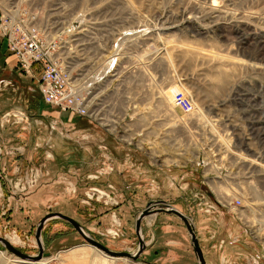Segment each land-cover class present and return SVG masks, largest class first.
Masks as SVG:
<instances>
[{
    "label": "rangeland",
    "instance_id": "obj_1",
    "mask_svg": "<svg viewBox=\"0 0 264 264\" xmlns=\"http://www.w3.org/2000/svg\"><path fill=\"white\" fill-rule=\"evenodd\" d=\"M10 2L40 12L45 32L51 35L65 29L70 37L64 55L75 63L93 62L95 69L105 65V71L113 63L120 67L133 59L137 65L132 78L110 87L115 92L102 98L104 119L121 116L115 120L116 131L121 135L123 128L128 130L123 137L129 142H121L115 131L108 133L112 125L100 127L44 104L37 87L38 69L19 71L0 39V237L26 255H37V225L45 215L58 212L78 222L107 249L134 253L136 217L151 201H164L191 219L206 264H262L264 199L238 197L237 215L226 211L235 202L228 187L235 193L245 187L212 178L203 183L191 170L198 152L206 151H200L206 149L204 144L197 151L193 148L194 132L203 123L199 125L194 113L176 108L173 97L181 93L219 121L226 120L224 113L229 112L230 134L225 138L253 132L252 140L259 137L264 148V124H254L250 131L249 119L242 115L254 97L264 114V0ZM83 15L97 17L91 22L98 25L84 37L81 28L76 34L79 29L73 24ZM193 22L202 30L191 27ZM116 30L133 36L113 37ZM110 51L115 57L109 58ZM174 139L179 158L171 155L173 150H164L163 143L168 147ZM139 142H153L152 148L148 143L140 151L134 147ZM212 200L220 212L213 219V213H206ZM257 203L261 212H256ZM259 226L262 230L254 236L252 229ZM187 235L174 215L159 212L145 217L141 222L145 251L134 262L102 256L68 223L51 219L41 232L42 260L44 264H198ZM0 263L25 264L2 244Z\"/></svg>",
    "mask_w": 264,
    "mask_h": 264
},
{
    "label": "built area",
    "instance_id": "obj_2",
    "mask_svg": "<svg viewBox=\"0 0 264 264\" xmlns=\"http://www.w3.org/2000/svg\"><path fill=\"white\" fill-rule=\"evenodd\" d=\"M10 1L0 0V39L4 42L10 57L15 59V65L19 71L28 73L38 69V91L43 103L48 105V107L51 106L62 112H67L71 116L91 120L89 118L92 117L90 111H94L95 106L88 108V104L93 94L89 95L87 91L82 90V87L90 83L93 88L91 90L96 91V93L106 94L114 91L110 87L122 86L126 76H129V78L134 76L137 65L135 59L120 67L114 66L115 64L113 63L107 71H104L105 66H97L95 69L93 62V64L75 63L70 57L64 55L69 52L70 37L64 34L65 29L53 35L45 32L43 18L39 15L40 12H29L31 11L30 9H19ZM47 11L43 10L41 13L45 14ZM91 19L96 20L97 17L91 18L83 15L77 18L73 22V24H76V28L79 29L76 34L79 33L80 28L81 36L84 37L91 34L89 29L98 26L97 24L93 25ZM69 28L67 27L66 29ZM128 33L132 34V32L125 33V31L116 30L112 35L114 37L116 34L118 37L126 38ZM139 42L141 43L142 41L140 40ZM109 56V58L114 56L112 51H110ZM95 70H98V73ZM85 82L86 84H84ZM106 96L103 97L101 95L100 106L102 105V98H106ZM242 99L239 100L241 103L243 102ZM257 99V97H254L248 100V102L253 101L254 104L245 105V109L242 112V115H246L245 117L249 119L247 123L250 131L252 130V125L264 124V121H262V115L264 114L261 115V112H263L261 110L262 106L258 105ZM173 102L175 107L185 114L194 112V106L190 98L183 96L181 93L173 97ZM102 109H104L103 106ZM102 115L103 113L100 112L98 118H96L99 123L102 122L99 119L103 118ZM224 115L226 120L219 121L217 116L203 113V125L196 128L194 137L197 142L199 139L200 144H204L206 147V149H200V151H206L198 152L195 170L192 171L198 172L199 178L203 183L212 178L213 180L219 179V181L226 184L241 183L244 185L245 189H242L239 193H235L232 187H228L234 193L235 202L232 207L228 205L227 207L230 210L226 211H231L232 215L234 213L236 216L237 214L234 211L240 206L238 197L255 198L254 200L264 199V148L262 147V141H259V137L257 140H252L253 132H242L241 137L233 133L228 139L225 138L230 134L226 130L229 127V112H225ZM115 132L117 131L115 130ZM225 134L228 135L225 136ZM218 136L223 139L222 142ZM141 146V149L138 146L136 147L140 151H143L144 147L147 148V145L143 144ZM216 148L218 149L216 150ZM210 151H213V153L209 154ZM259 206L261 204L257 206L256 212L262 211ZM206 211L208 214H214L212 219L219 214L218 204L215 200H212ZM260 259L264 260V257H259Z\"/></svg>",
    "mask_w": 264,
    "mask_h": 264
},
{
    "label": "water",
    "instance_id": "obj_3",
    "mask_svg": "<svg viewBox=\"0 0 264 264\" xmlns=\"http://www.w3.org/2000/svg\"><path fill=\"white\" fill-rule=\"evenodd\" d=\"M164 212L169 215H174L177 218L181 220V222L184 224L186 228V232L188 233L187 236H189L190 246L193 250V253L195 257L197 258L198 264H206L202 250L199 246V242L196 237V233L194 230V226L192 224V221L189 217L183 215L179 211H177L175 208H173L171 205L164 201H151L146 206V209L141 211L138 216L135 219V234L137 235L136 238H138V248L134 251V253H128V252H115L110 249H107L103 244L100 242L94 240L86 231L83 229V227L76 222L71 217H68L67 215H63L58 212L49 213L45 215L37 225L36 231H35V240L37 241L38 245V253L35 256L26 255L17 249H15L13 246H11L5 239L0 237V244L12 255L15 257L20 258L21 260L28 261V262H38L42 259L43 254V246L41 242V232L43 229L44 224L51 219H60L66 223H68L84 240L88 245L92 246L96 250L102 252L104 255L113 257V258H126L131 261H136L139 256L145 251V244L144 240L141 236V222L143 218L147 217L150 214H157V213Z\"/></svg>",
    "mask_w": 264,
    "mask_h": 264
},
{
    "label": "bare ground",
    "instance_id": "obj_4",
    "mask_svg": "<svg viewBox=\"0 0 264 264\" xmlns=\"http://www.w3.org/2000/svg\"><path fill=\"white\" fill-rule=\"evenodd\" d=\"M19 5V4H18ZM19 6H21V5H19ZM22 8V7H21ZM214 12V11H213ZM245 15V14H244ZM244 18V17H243ZM44 21V20H43ZM46 25V24H45ZM190 25H191V27L193 26L196 30H198V31H200V30H202V28L199 26V25H197L196 23H190ZM71 26V25H70ZM50 28H52V27H50ZM46 29H48V27H46ZM60 29V28H59ZM65 31V30H64ZM67 32V31H66ZM53 33V32H52ZM54 34V33H53ZM122 34H124V33H122ZM131 37V36H130ZM126 40V39H125ZM129 40V39H128ZM123 42V41H122ZM71 46V45H70ZM263 46V45H262ZM261 46V47H262ZM100 49V48H99ZM73 50V49H72ZM88 50V49H87ZM89 52V51H88ZM101 53V52H100ZM101 59V58H100ZM99 60V59H98ZM96 64V63H95ZM107 65V64H106ZM109 65V64H108ZM107 65V66H108ZM105 66V65H104ZM106 67V66H105ZM109 67V66H108ZM141 70H143V69H141ZM105 71V70H104ZM146 71V70H145ZM144 75V74H143ZM148 75V74H147ZM129 78V76H126L125 77V79H124V82H126L127 80H129L128 79ZM145 79V78H144ZM142 81H144V80H142ZM221 81V80H220ZM219 81V82H220ZM224 81H225V79H224ZM84 84H86V82L84 83ZM125 84V83H124ZM124 84H122V85H124ZM121 86V85H120ZM91 89H93L92 88V86L90 85V83L89 84H86L84 87H82V90H84V91H87V93H89V95H91V94H93L91 97H90V99H89V104H88V108H91V107H94L95 106V109H94V111H90V113H92V117H89V118H91V120L90 121H93V122H95L96 124H98L100 127H104V126H106V125H108V126H110L111 127V125H112V128L111 129H109L108 130V133H110V135L116 130V126H114V125H116V121L115 120H120V118H121V116L120 117H116V119H114V120H111V119H109L108 120V117H106V119H107V121H106V124L105 125H103V122H101V123H99L98 121H97V119L96 118H98V114L100 113V112H102L103 113V118H99V119H101V120H106V119H104V109H102V106H100L99 105V101H101V95H103L102 93H96V91H93V90H91ZM95 93V94H94ZM191 100V99H190ZM191 102H192V100H191ZM98 103V104H97ZM192 104H193V102H192ZM97 105H99V106H97ZM193 106H194V112H192V113H194L195 114V117H196V119L198 120V122H199V125H202V123H203V119H204V116H203V110H201V109H197L196 108V106L193 104ZM168 107V106H167ZM199 110H201L200 112H199ZM191 113V114H192ZM109 116V115H108ZM114 117V116H113ZM110 118V117H109ZM126 118V117H125ZM123 119H124V117H123ZM89 120V119H88ZM94 123V124H95ZM105 128V127H104ZM118 129V128H117ZM123 132V134H127L128 132V130H126V128H123V130H122ZM114 135H115V137H116V140H120L121 142H125V141H127V142H129V140H128V138H127V136L126 137H123V136H125V135H123V134H121V135H119L117 132L116 133H113ZM138 134V132H136V134H135V136L133 137V140L134 139H136V137L139 135H137ZM190 134H191V132H190ZM114 137V138H115ZM149 139V138H148ZM145 141H147V140H145ZM165 141V140H164ZM198 141H199V139H198ZM166 142V141H165ZM165 142L163 143L164 144V150H173V152H172V154L171 155H175L176 157H178L179 158V156H177L178 154H176L177 152H178V150H179V152H180V148L178 149V147H173V145L175 144V139L173 140V141H171L170 143H169V141H168V143H169V146L167 147V146H165ZM195 145H194V149L196 150V147H197V149H198V147L200 146V142H197L196 141V139H195ZM131 143V142H130ZM136 143H138V141L136 142ZM135 143V144H136ZM149 143V146H150V148H152V144H153V142H148ZM148 143L147 142H139V144H141V145H148ZM129 145V144H128ZM134 145V144H133ZM138 146V144H136V146H138V148H142V146ZM136 146H134V147H136ZM156 147V146H155ZM137 148V147H136ZM157 148V147H156ZM197 151V150H196ZM171 155H167V157L168 156H171ZM182 155H183V153L181 154V157H180V159L182 160ZM180 160V161H181ZM179 161V163H182V162H180ZM195 166L196 165H193L192 167H191V170H195ZM198 171L199 172H201V170L200 169H198ZM194 172H196V171H194ZM224 197V196H223ZM219 199L221 200L222 198H220L219 197ZM221 201H223V200H221ZM225 202H227V203H229L230 202V200L229 199H225ZM229 205V204H228ZM232 205V204H231ZM223 208V207H222ZM176 209V208H175ZM219 211V210H218ZM241 212V211H240ZM239 212V213H240ZM219 214H220V212H218ZM150 215H153V214H150ZM184 215V214H183ZM240 216H243L244 214H242V213H240L239 214ZM148 217H149V215H148ZM244 217V216H243ZM144 219V218H143ZM179 219V218H178ZM247 219V218H246ZM180 220V219H179ZM181 221V220H180ZM247 221V220H246ZM249 221V223L250 224H256V222H250V220H248ZM247 221V222H248ZM252 221V220H251ZM192 224H193V222H192ZM252 225V226H253ZM257 225V224H256ZM255 225V226H256ZM193 226H194V224H193ZM185 227V226H184ZM261 228V226H259V228H255V229H252V230H254L253 231V234H254V236H256V235H258V232H260V230H262V229H260ZM186 229V228H185ZM194 230H195V233H196V229H195V227H194ZM260 234V233H259ZM196 237H197V233H196ZM4 239V238H3ZM234 239V238H233ZM197 240H198V238H197ZM7 241V240H6ZM8 242V241H7ZM12 242V241H11ZM198 242H199V240H198ZM9 243V242H8ZM10 244V243H9ZM11 245V244H10ZM88 245V244H87ZM12 246V245H11ZM88 246H90V245H88ZM91 247V249L93 248L92 246H90ZM107 248V247H106ZM95 248H93V250H94ZM96 250V249H95ZM79 251V249H76V250H73V251H71L70 253H68L67 255H71V254H73V253H76V252H78ZM96 251H98V250H96ZM102 256H104V257H106V258H109V259H118V258H113V257H109V256H106V255H104L102 252H100V251H98ZM116 252V251H115ZM14 256V255H13ZM35 256V255H34ZM15 257V256H14ZM261 258L262 257H264V255H262V256H260ZM17 260H19V261H21V262H23V263H25V264H44V260H39L38 262H28V261H24V260H21L20 258H18V257H15ZM122 259H126V258H122ZM127 260V259H126ZM1 264V263H0Z\"/></svg>",
    "mask_w": 264,
    "mask_h": 264
},
{
    "label": "crops",
    "instance_id": "obj_5",
    "mask_svg": "<svg viewBox=\"0 0 264 264\" xmlns=\"http://www.w3.org/2000/svg\"><path fill=\"white\" fill-rule=\"evenodd\" d=\"M169 215V214H168ZM184 225V224H183ZM198 230V229H197ZM197 237H198V240H199V232L197 231ZM82 247V246H81ZM77 248H79V247H77ZM72 250V249H71ZM70 251V250H69ZM67 253H68V251H67ZM262 264H264V260L261 262Z\"/></svg>",
    "mask_w": 264,
    "mask_h": 264
}]
</instances>
